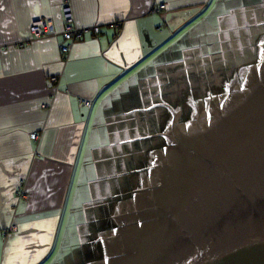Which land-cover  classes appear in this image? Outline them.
Segmentation results:
<instances>
[{"label":"crops","instance_id":"obj_1","mask_svg":"<svg viewBox=\"0 0 264 264\" xmlns=\"http://www.w3.org/2000/svg\"><path fill=\"white\" fill-rule=\"evenodd\" d=\"M63 3L94 28L65 55ZM42 18L56 34L32 40ZM257 35L264 0H0V264H83L102 205L132 198L127 173L162 147L166 108L132 110L246 63Z\"/></svg>","mask_w":264,"mask_h":264},{"label":"water","instance_id":"obj_2","mask_svg":"<svg viewBox=\"0 0 264 264\" xmlns=\"http://www.w3.org/2000/svg\"><path fill=\"white\" fill-rule=\"evenodd\" d=\"M252 44L242 90L218 97L209 124H186L170 155L144 152L146 168L127 173L132 198L102 205L83 264H264V35ZM177 104L132 111L166 108L153 134L162 144L167 108ZM111 219L115 228L102 234Z\"/></svg>","mask_w":264,"mask_h":264},{"label":"flooded vegetation","instance_id":"obj_3","mask_svg":"<svg viewBox=\"0 0 264 264\" xmlns=\"http://www.w3.org/2000/svg\"><path fill=\"white\" fill-rule=\"evenodd\" d=\"M259 40L260 38L258 39V41ZM256 54H257V44L255 46V51H254V60L250 61L252 59L251 58L242 66L235 69V71L230 76L224 78L219 83L218 86L214 87L213 85L212 87V85L208 84L207 89H205L203 93L199 92L198 90L196 92L189 91L190 93L188 94H186L187 92L185 93L183 92V96L180 100H178L177 106L167 108L168 110H167V117L165 119V126L161 133V137H162V144H161L162 149L160 150L161 152L164 151L165 148H169V151H167V153L169 155L171 154V151L174 148H176L177 142L181 138L183 134L182 131L183 129L185 130L186 124L194 123V122H198L200 124L201 123L205 124L206 122H208L209 124V122L213 118L212 116L213 112L221 104V101L218 99V97L226 95L227 93H229L230 96H236L239 93V91L242 90L246 78L244 68L255 62L257 57ZM174 130H177L176 134ZM167 153H164V156ZM155 162H156V156L153 153L152 164H154ZM146 174L147 177H149V170H147ZM113 228H115V220L111 219L110 222L109 221L107 222V225L104 231L102 232V234ZM99 243H100V249L99 247H97L99 249V252H97L96 260L101 259L103 256V245L101 239L99 240Z\"/></svg>","mask_w":264,"mask_h":264},{"label":"built area","instance_id":"obj_4","mask_svg":"<svg viewBox=\"0 0 264 264\" xmlns=\"http://www.w3.org/2000/svg\"><path fill=\"white\" fill-rule=\"evenodd\" d=\"M165 6L163 4L159 5L155 10H164ZM155 10H153L155 12ZM61 15H62V30L61 36L62 39L67 42V45H63L60 47V52L62 54H67L69 51V47L75 41H77L84 33L94 30L90 28L80 29L74 23V17L72 13L71 6L67 3H63L61 6ZM30 37L32 40H38L44 37L54 36L56 34L53 25L49 19L42 18L37 19L31 22L29 27ZM51 81L55 82L57 80L56 76H52L50 78ZM77 106L79 109L90 108L91 102L89 100L80 99L77 102ZM30 140H36L37 135L31 134L29 135Z\"/></svg>","mask_w":264,"mask_h":264},{"label":"rangeland","instance_id":"obj_5","mask_svg":"<svg viewBox=\"0 0 264 264\" xmlns=\"http://www.w3.org/2000/svg\"><path fill=\"white\" fill-rule=\"evenodd\" d=\"M252 59H253V58H252ZM252 59H251L250 61H252ZM243 64H244V63H242L241 65L238 64V65H239L238 67L242 66ZM238 67L230 68V69L226 70L225 72H223V71H220V70H219L220 65H218V66H217V69L215 70V71H216L215 76H211V78H210L208 84H209V85H212V87H213V85H214V87H215V86H218L219 83H220L224 78L230 76V75L235 71V69H237ZM192 79H193V81H194V83H195L196 85L194 84V86L191 88L190 91H192V92H196V91L198 90L199 92L203 93V91H204L205 89H207V80L204 79V77H201V76H199V77H195V76H193ZM197 82H198V84H199L198 86H197ZM184 90H186L185 85H184ZM185 92H186V91H185ZM185 92H184V93H185ZM199 92H198V93H199ZM188 93H190V92H187L186 94H188Z\"/></svg>","mask_w":264,"mask_h":264}]
</instances>
